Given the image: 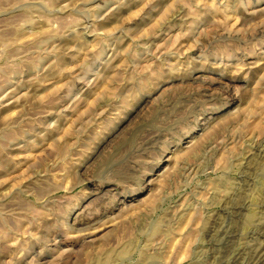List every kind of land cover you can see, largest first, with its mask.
<instances>
[{"label":"rangeland","instance_id":"1","mask_svg":"<svg viewBox=\"0 0 264 264\" xmlns=\"http://www.w3.org/2000/svg\"><path fill=\"white\" fill-rule=\"evenodd\" d=\"M263 209L264 0H0V264H244Z\"/></svg>","mask_w":264,"mask_h":264},{"label":"bare ground","instance_id":"2","mask_svg":"<svg viewBox=\"0 0 264 264\" xmlns=\"http://www.w3.org/2000/svg\"><path fill=\"white\" fill-rule=\"evenodd\" d=\"M259 149H261V148H259ZM262 150V149H261ZM237 207V206H236ZM235 207V208H236ZM239 208V207H238ZM241 209H242V207H241ZM262 210V209H261ZM264 210V209H263ZM235 211V210H234ZM236 212V211H235ZM251 217H252V215H251ZM251 217H250V215H249V217H248V220H246L247 222H249L250 223V219H251ZM213 223H214V221H213ZM215 224V223H214ZM217 224V223H216ZM221 224V223H220ZM219 226V225H218ZM217 227V226H216ZM211 229H213V228H211ZM218 230H221V229H218ZM226 230V229H225ZM259 231V230H258ZM255 232V231H254ZM260 232V231H259ZM258 233V232H257ZM263 233V232H262ZM216 234H219V233H216ZM215 234V235H216ZM256 234V233H255ZM259 234H261V232L259 233ZM229 234H227V237H229L228 236ZM248 235V234H247ZM258 235V234H257ZM261 236H264L263 234L261 235ZM253 237V236H252ZM255 238V237H254ZM222 239H224V238H222ZM226 240H228L227 238H226ZM224 241V240H223ZM232 241V240H231ZM254 241H255V239H253V243H254ZM222 242V241H221ZM220 242V243H221ZM228 242V241H227ZM230 242V241H229ZM256 242V241H255ZM260 243H258V244H253L252 243V246H253V248H248V249H250V252H249V256H247V257H249L248 259H247V257L246 256H244V257H246V259L244 260L245 262H244V264H264V239L262 240V242H261V239H260V241H259ZM226 243V242H225ZM233 243V242H232ZM251 243V242H250ZM250 243H248V244H250ZM221 245V244H220ZM233 245V244H232ZM227 246V245H226ZM249 246V245H248ZM247 247V246H246ZM250 247V246H249ZM221 248H222V246H221ZM232 251V250H231ZM237 252V251H236ZM227 253V252H226ZM240 254V253H239ZM240 256V255H239ZM242 256V255H241ZM231 257V256H230ZM239 258V257H238ZM243 258V257H242ZM239 260V259H238ZM238 260H236V263L238 262ZM230 261V260H229ZM243 261V260H242ZM240 263V262H239ZM240 264H242V262L240 263Z\"/></svg>","mask_w":264,"mask_h":264}]
</instances>
